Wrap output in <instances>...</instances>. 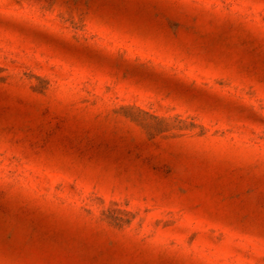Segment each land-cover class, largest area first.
<instances>
[{
    "label": "rangeland",
    "instance_id": "1",
    "mask_svg": "<svg viewBox=\"0 0 264 264\" xmlns=\"http://www.w3.org/2000/svg\"><path fill=\"white\" fill-rule=\"evenodd\" d=\"M0 264H264V0H0Z\"/></svg>",
    "mask_w": 264,
    "mask_h": 264
}]
</instances>
